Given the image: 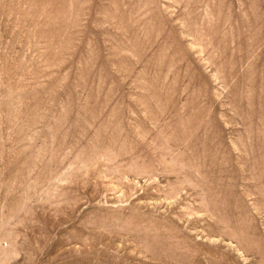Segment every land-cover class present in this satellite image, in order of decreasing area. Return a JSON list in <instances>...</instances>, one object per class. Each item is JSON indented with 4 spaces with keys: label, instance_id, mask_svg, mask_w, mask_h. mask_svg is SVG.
I'll use <instances>...</instances> for the list:
<instances>
[{
    "label": "rangeland",
    "instance_id": "rangeland-1",
    "mask_svg": "<svg viewBox=\"0 0 264 264\" xmlns=\"http://www.w3.org/2000/svg\"><path fill=\"white\" fill-rule=\"evenodd\" d=\"M0 264H264V0H0Z\"/></svg>",
    "mask_w": 264,
    "mask_h": 264
}]
</instances>
